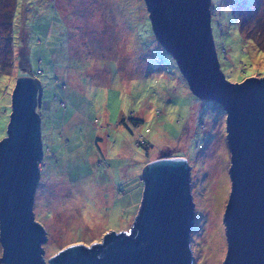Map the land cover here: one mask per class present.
Listing matches in <instances>:
<instances>
[{"label": "rangeland", "instance_id": "374dc122", "mask_svg": "<svg viewBox=\"0 0 264 264\" xmlns=\"http://www.w3.org/2000/svg\"><path fill=\"white\" fill-rule=\"evenodd\" d=\"M212 7L219 10L211 25L226 78H264V0H212ZM8 13L12 28L3 22ZM38 19L49 21L47 34ZM19 70L36 71L42 89L36 112L44 154L35 198L40 213L53 212L39 221L49 232L46 260L74 237L80 241L72 244L91 245L109 230H128L141 205L144 166L185 155L194 264H223L231 191L226 112L192 92L158 41L146 0H0V140Z\"/></svg>", "mask_w": 264, "mask_h": 264}, {"label": "water", "instance_id": "95a60500", "mask_svg": "<svg viewBox=\"0 0 264 264\" xmlns=\"http://www.w3.org/2000/svg\"><path fill=\"white\" fill-rule=\"evenodd\" d=\"M154 33L174 57L192 92L226 112L231 191L224 213L223 264H264V78L232 82L221 70L212 0H146ZM42 89L20 76L12 95L7 136L0 140L2 264H194L191 166L184 157L153 160L142 170L143 196L129 230L102 242L72 244L45 259L48 240L34 200L43 159Z\"/></svg>", "mask_w": 264, "mask_h": 264}, {"label": "trees", "instance_id": "16d2710c", "mask_svg": "<svg viewBox=\"0 0 264 264\" xmlns=\"http://www.w3.org/2000/svg\"><path fill=\"white\" fill-rule=\"evenodd\" d=\"M39 1H41V0H39ZM50 9L53 11L52 8H50ZM212 11H213L212 16L217 17V16L219 15V10H217V8L212 7ZM8 14H9V19L6 17V18L3 20V22H4L5 25H9L10 28H12L13 23H12V20H11V14H10V13H8ZM59 16H60V18L58 17L57 20H56V21H58L57 24H58L59 26H60V25H64L65 28H66V32H65V33H67L69 28H67L66 23H65V20L63 19V17H62L60 14H59ZM41 22H42V20L40 21V20L38 19V25H43V24H44L43 22H42V23H41ZM57 24H56V25H57ZM43 27L46 29V34H47V33H48V29H49V27H50L49 21L47 22V26H46V25H43ZM53 29H54V28H53ZM60 31H61L60 29L57 30V32H58L59 34H61ZM223 49L225 50L224 47H223ZM24 64L26 65V68L29 70V68L27 67V63H26V62L20 64L21 68H22L23 70H25V68H24ZM246 70H247L246 66H243V67H242V71L245 72ZM18 73H19V76H22V75H23V74H20V70L18 71ZM34 75H35V76H38V73H36V71H35V72L32 73L31 76H34ZM7 130H8V129H7ZM2 139H3V138H2ZM2 139H1V140H2ZM150 148H151V147H150ZM145 157H148V156L145 155ZM180 157H184V158H185V155H180ZM43 171H44V169H43ZM49 177H50V176H49ZM39 185H40V183H39ZM38 188H39V186H38ZM38 188H37V191H38ZM36 194H37V193H36ZM36 199H37V198H35V202H34V212H35V216H36V219H37L38 221L41 220V222L43 223V221H46L48 218H51V217H52L53 212H52L50 209H48L47 207H45V211H44L43 213H40V210H38V208H37ZM42 219H43V221H42ZM43 226H44V225H43ZM109 231H110V230H109ZM75 233H76V231H75ZM76 235H77V233H76ZM78 236H79V235H78ZM48 237H49V232H48ZM77 238H78V237H76V238L74 237V238L71 240V242H70L69 244H67L66 246L72 244L74 241L79 242L80 240H78Z\"/></svg>", "mask_w": 264, "mask_h": 264}, {"label": "clouds", "instance_id": "9594fccd", "mask_svg": "<svg viewBox=\"0 0 264 264\" xmlns=\"http://www.w3.org/2000/svg\"><path fill=\"white\" fill-rule=\"evenodd\" d=\"M211 13H213V11H212V5H211ZM224 50V49H223ZM221 70H222V68H221ZM38 221V220H37ZM129 230V229H128ZM117 232H119V231H117ZM1 243V242H0ZM75 244H78V243H75ZM83 244V243H82ZM70 245H72V244H70ZM42 246H43V244H42ZM69 246V245H68ZM90 246V245H89ZM1 247H2V244H1ZM44 248V247H43ZM2 254H3V248H2ZM54 256V255H53ZM44 257H45V254H44ZM50 258V257H49ZM1 259V258H0ZM1 262V261H0Z\"/></svg>", "mask_w": 264, "mask_h": 264}, {"label": "snow or ice", "instance_id": "6c2138e0", "mask_svg": "<svg viewBox=\"0 0 264 264\" xmlns=\"http://www.w3.org/2000/svg\"><path fill=\"white\" fill-rule=\"evenodd\" d=\"M261 71L264 72V69H262ZM249 75H252V73H249Z\"/></svg>", "mask_w": 264, "mask_h": 264}]
</instances>
